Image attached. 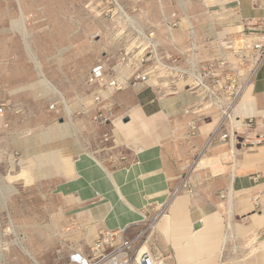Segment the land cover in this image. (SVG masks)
Instances as JSON below:
<instances>
[{"label":"crops","instance_id":"1","mask_svg":"<svg viewBox=\"0 0 264 264\" xmlns=\"http://www.w3.org/2000/svg\"><path fill=\"white\" fill-rule=\"evenodd\" d=\"M116 1L111 8H87L112 23L109 41L100 36L94 45L81 43L74 54L84 60L76 75L86 76L87 94L69 101L63 122L44 127L33 153L21 150L48 173L50 216L60 218L47 237L33 239L62 241L68 256V246L87 254L100 231L126 229L133 238L146 230L144 248L161 264H264V142L253 148L238 143L264 135V63L232 109L230 140L206 148L219 114L203 94L185 87L180 73L163 78L152 72L153 58L140 62L149 44L164 63L174 60L177 70L189 73L229 57L256 38L251 30L264 24V0ZM98 65L105 81L130 84L120 91L88 84ZM143 75L145 83H134ZM96 96L110 105L111 124L94 123ZM202 115L210 121L191 137L187 124ZM248 120L251 127L244 126ZM164 205L167 215L147 230ZM6 236L0 233V264H9Z\"/></svg>","mask_w":264,"mask_h":264},{"label":"rangeland","instance_id":"2","mask_svg":"<svg viewBox=\"0 0 264 264\" xmlns=\"http://www.w3.org/2000/svg\"><path fill=\"white\" fill-rule=\"evenodd\" d=\"M94 7L86 0H0V233L7 235L2 241L8 243L9 264L67 263V244L33 239L34 234L47 237L60 218L57 211V217L50 216L54 200L48 173L21 150L32 152L44 127L63 122L69 101L87 94L86 76L76 75L84 60L74 54L81 43L94 45L100 36L105 42L111 37L110 17L87 12ZM205 117L200 127L210 121Z\"/></svg>","mask_w":264,"mask_h":264},{"label":"built area","instance_id":"3","mask_svg":"<svg viewBox=\"0 0 264 264\" xmlns=\"http://www.w3.org/2000/svg\"><path fill=\"white\" fill-rule=\"evenodd\" d=\"M87 6L97 3H105L117 6L116 0H86ZM252 33L256 38L244 43L241 47L233 50L229 57H223L216 63H203L191 73L177 70L174 66V60L170 63H164L162 58L157 56L154 45L149 44V55L140 60L144 64L154 60L155 66L152 72L163 78H169L172 74L178 72L184 79L185 87L193 92L203 94L206 102L219 114L217 127L212 130L206 140V148H210L217 143L229 141L233 134L232 129H226L230 126L231 112L233 107L241 100L245 92L253 82V79L264 63V24L253 28ZM152 53V54H151ZM166 60L171 59L164 55ZM243 71V76L240 72ZM146 75L139 77L134 83H145ZM90 85L101 86L105 90L120 91L126 88L130 83H119L113 79L105 81L104 72L101 65L94 67L87 78ZM131 84V85H134ZM97 104L94 121L98 126H106L114 120V114L107 103H101L100 97L93 98ZM55 104L50 105L49 109H54ZM3 113V107H0V114ZM206 117L202 115L191 120L187 124L188 132L191 137L199 133V127L202 120ZM243 122V121H242ZM244 126L251 127L253 121L243 122ZM108 136H104V141ZM264 142V135L257 137H244L238 140L243 147H258ZM179 194V188L174 190L170 199ZM167 215V205L160 207L152 218V223L147 226L151 230L154 223ZM146 230L139 232L135 237L128 238L126 229L116 231H100L95 237L93 243L88 248L87 254L68 246L69 252L66 264H161L159 259L155 258L147 249L144 248Z\"/></svg>","mask_w":264,"mask_h":264},{"label":"water","instance_id":"4","mask_svg":"<svg viewBox=\"0 0 264 264\" xmlns=\"http://www.w3.org/2000/svg\"><path fill=\"white\" fill-rule=\"evenodd\" d=\"M124 122H127L128 120L127 119H124L123 120ZM200 226H199V224L197 223V224H194V229H198Z\"/></svg>","mask_w":264,"mask_h":264}]
</instances>
